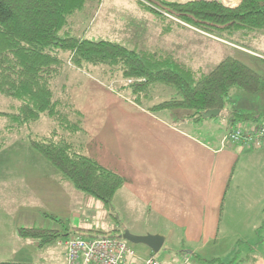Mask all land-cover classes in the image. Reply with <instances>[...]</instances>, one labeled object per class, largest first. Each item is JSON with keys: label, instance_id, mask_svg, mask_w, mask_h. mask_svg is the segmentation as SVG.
Returning <instances> with one entry per match:
<instances>
[{"label": "rangeland", "instance_id": "obj_1", "mask_svg": "<svg viewBox=\"0 0 264 264\" xmlns=\"http://www.w3.org/2000/svg\"><path fill=\"white\" fill-rule=\"evenodd\" d=\"M152 1L155 0H101L98 5L94 2H88L85 9L73 17L74 26L70 31V35L93 42L108 41L116 43L136 53L146 51L163 55L171 54L177 62L194 70H200L203 75L212 72L224 59L234 58L264 78V36H258L251 41L249 39L244 41L237 34L232 41L235 44H232L228 42L229 40L224 41L214 35L206 34L181 23L165 10L154 8L155 12L160 13L163 18L173 22L169 26L161 25L154 14L142 7L143 5L153 8ZM161 1L184 3L190 0ZM220 1L228 7H236L240 3V0ZM60 57L65 60V63L67 62L68 57L66 54L61 53ZM64 74H70L73 79L69 83L70 85L67 86L69 95L63 96L58 93L57 96L63 100L67 97L66 102L73 101L74 107L78 109L75 103V95L81 93L82 100L84 99L85 89L89 90L90 87H95L97 94L101 93L102 96L106 94V99L102 101L100 96L87 98L88 116L90 120L98 119L100 115L105 116L106 114L102 113L107 106L105 103L116 100L114 96L110 95H113L114 91L109 86V76L103 75L97 68L87 65L81 69L65 66ZM87 84H89V87L85 86ZM169 93L172 95V92L168 89L160 94L153 93V102L167 100ZM121 103L123 102L121 101ZM145 104L152 106V103L149 102ZM10 105V100L0 95V112H9ZM140 110L143 109L140 108ZM236 111L242 114L262 115L259 122L255 124H249L250 126L241 124L242 129L251 130L263 125L264 91L252 95L240 88H231L225 100L221 117L204 119L199 123L198 126L200 127L191 130L194 135L201 139L206 140L209 137L215 139V141L210 142L212 146L215 145L216 141H219L220 136L223 137L221 148L224 152L218 156L215 171L220 180L219 187L222 185V189L219 194L213 192L211 208L206 214V233L202 242L187 246L181 241H167L157 254H153L161 264L183 263L187 257H189L187 259L188 264H215L211 262L216 259L222 263L264 264V160H252L243 157L248 153H253L254 150L264 149V146H245L241 143H231L226 139L228 134L236 128H232L229 132L226 131L227 119ZM80 121L82 127H84V119L82 118ZM183 121L187 122V120L181 119L172 124H182ZM91 124H93L92 121ZM188 124L191 123L188 122ZM10 125L11 123L6 117H0V154H6L4 157L9 156V154L19 156L20 153L24 152L32 154L33 151L26 137L28 135L40 137L44 133H49L54 126L50 120L41 119L30 127L22 129L21 135H18L10 128ZM240 126L237 125V127ZM88 137L83 131L72 138L76 144L79 143L81 147H84L87 143H91ZM218 143L216 147H218ZM10 159H0V170L3 171L0 174V179L8 181V183L3 182V184H7L5 186L7 188L5 200L3 194L0 193V207L4 208L3 211L0 210V213L3 212L5 216L10 211L8 213L9 219L18 227L27 226L33 221L38 227L57 230L63 236L65 234L75 236L76 228L111 233V235L115 234L112 232L115 229H118L119 235L124 231V226L117 227L118 225L109 218L98 200L77 192L68 183L63 186L62 182H59L61 185L60 190L59 188L58 190L52 188L54 192L52 193V189L44 188V182L37 180L36 176L31 177L29 174V179H26L24 172L17 171L13 167L10 168V165L24 162L32 170H35L36 175H41L40 173L44 172L46 177L54 176L51 170L39 169L37 165L34 168L35 161L32 159L22 160L21 162L10 161ZM51 181L54 182V179ZM47 183L50 186L51 183ZM3 189L5 190V188ZM32 189H34V193L31 192ZM24 190L28 192L23 194ZM10 192L12 196L11 204L6 201L10 198ZM25 196L28 198L34 197L32 198L33 202L28 200V209L27 205L22 202ZM41 197L50 198V201L53 197L55 206L53 213L43 210L51 213L45 215L46 218L44 219L34 215L37 208H31L29 211L33 204H38L37 200L40 202ZM35 199L37 200L35 201ZM27 210L29 212H26ZM37 213H40V211L38 210ZM4 220L7 221L8 218H4ZM122 222L124 221L122 220ZM11 234V231L6 230L2 237L0 236V262L17 263L28 260L32 263H39V259L45 258L53 264H66V258L64 260L63 257L66 247L59 246V242L63 241L66 238L65 236L61 238V241L58 240L43 248H36L34 247L35 242H37L35 240L25 241L20 245L15 244L10 238ZM81 237L94 239L92 233L86 232H82ZM129 246L135 255V258L129 260L132 263H137L139 259L152 254L143 245L129 244ZM253 257L256 258L254 263L252 261Z\"/></svg>", "mask_w": 264, "mask_h": 264}, {"label": "trees", "instance_id": "obj_2", "mask_svg": "<svg viewBox=\"0 0 264 264\" xmlns=\"http://www.w3.org/2000/svg\"><path fill=\"white\" fill-rule=\"evenodd\" d=\"M88 2L98 5L101 0H0V95L11 102L10 111L0 112V117H6L10 128L17 133L41 119L50 120L54 126L49 133L27 136L31 150L59 174L62 182L98 200L117 227L124 226L126 230V224L115 214L112 204L125 178L86 156L81 145L73 141L74 135L83 132L80 121L83 116L73 101L68 103L67 97L63 100L57 96L58 93L68 96L67 86L73 80L70 74H64L65 66L95 67L109 76V86L114 93L127 101L154 115L185 114L183 119L193 123L202 122V115L211 110H219L218 118L221 117L231 88L237 87L252 95L263 92L264 78L234 58L224 59L212 72L203 75L200 70L177 62L171 54L136 53L116 43L72 37V19ZM152 2L153 8L142 7L154 14L161 25L169 26L173 22L154 8L165 10L181 23L232 44L237 34L244 41L264 36V0H240L236 7L225 6L220 0ZM61 53L68 57L66 63ZM166 89L172 95L169 93L167 100L154 103L153 93L160 94ZM146 102L152 106H147ZM181 119L175 118V121ZM259 119L254 114L233 112L227 119L226 131L241 124H255ZM75 231V236L80 237L82 232L92 233L94 239L120 236L118 229L112 231L114 235L77 228ZM18 236L35 240L38 248H43L61 241L67 234L23 228L18 230ZM211 263L236 264L222 263L218 259Z\"/></svg>", "mask_w": 264, "mask_h": 264}, {"label": "crops", "instance_id": "obj_3", "mask_svg": "<svg viewBox=\"0 0 264 264\" xmlns=\"http://www.w3.org/2000/svg\"><path fill=\"white\" fill-rule=\"evenodd\" d=\"M85 86L89 87V84ZM110 95L116 100L105 103L107 106L102 113L106 115H100L94 120H90L88 116L87 98L100 96L102 101H105L106 94L104 96L101 93L97 94L96 88L90 87L89 90L85 89L84 99L81 100V93L75 95V103L84 119L83 131L86 136H89V142H91L82 147L83 153L89 157L92 155L91 158L115 170L125 178V183L115 194L112 202L115 213L127 224V230L133 235H160L165 239L164 244L167 241H181L187 246L199 244L205 238L206 214L211 208L213 192L219 194L222 189V185L219 187L220 180L215 171L218 156L224 152L221 148L223 137L220 136L218 138L220 143L216 141L213 147L210 142L215 139L210 137L206 140L201 139L191 131L196 129L195 127H200L199 123L183 121L182 124H172L175 118L183 119L185 114L163 112L154 115L140 110L137 105L120 95L115 93ZM102 107L103 105L101 110ZM255 116L261 118L262 115ZM217 143L218 147H216ZM5 155L0 154V159L11 157L10 161L14 162L32 159L35 161L34 168L37 165L39 169L51 170L54 176L46 177L44 172L36 175L35 170L24 162L10 165V168L24 172L26 179H29V176H36L37 180L44 182V188H56L57 190L59 188L60 190L59 182L62 181L59 174L35 152L32 154L24 152L19 156L9 154L4 157ZM243 157L262 161L264 160V149L254 150L253 153H248ZM1 173H3L2 170H0ZM52 179L54 182L51 181ZM3 182L8 183V181L0 179V193L3 194L5 200L7 184ZM47 182L51 183L50 186ZM24 183L26 184V181ZM62 184L67 185L64 182ZM53 189L52 193H54ZM11 192L10 198L6 200L9 203L12 201ZM26 192L28 191L24 190L23 194ZM31 192L34 193V189ZM32 198L34 197L25 196L23 198L22 202L27 205V209L28 200L33 202ZM39 201L37 200L38 204H33L29 211L31 208H37L34 215L44 219L45 215L51 214L43 211L44 209L53 213L55 208L53 197L51 201L50 198L42 197ZM3 209L1 206L0 210L3 211ZM38 210L40 213H37ZM8 213L10 211L5 216L3 212L0 213V236L2 237L6 230L11 231L10 238L17 245L29 241L18 236L19 229L40 228L33 221L27 226L18 227L9 219ZM4 218L8 220L5 221ZM34 247L38 248L37 242ZM148 256L139 259L135 264H140ZM255 260L256 258L253 263ZM18 263L53 264L45 258L39 259V263H32L28 260L16 264Z\"/></svg>", "mask_w": 264, "mask_h": 264}, {"label": "built area", "instance_id": "obj_4", "mask_svg": "<svg viewBox=\"0 0 264 264\" xmlns=\"http://www.w3.org/2000/svg\"><path fill=\"white\" fill-rule=\"evenodd\" d=\"M226 139L231 143L261 147L264 146V127L251 130L236 127L228 134ZM59 245L66 247V264H135L129 261L135 258L134 252L129 244L120 237L84 239L82 237L66 236L63 241L59 242ZM140 264L161 263L151 254ZM176 264H188V260L185 259L183 263Z\"/></svg>", "mask_w": 264, "mask_h": 264}, {"label": "water", "instance_id": "obj_5", "mask_svg": "<svg viewBox=\"0 0 264 264\" xmlns=\"http://www.w3.org/2000/svg\"><path fill=\"white\" fill-rule=\"evenodd\" d=\"M219 114H220L219 110H211V111L205 112L202 115V117L204 119L216 118L219 116ZM119 237L129 244L143 245L147 247L151 251L152 254H157L162 248L164 241H165L164 237L160 235L146 234L144 236H137V235L131 234V232L127 229L124 230L120 234Z\"/></svg>", "mask_w": 264, "mask_h": 264}]
</instances>
